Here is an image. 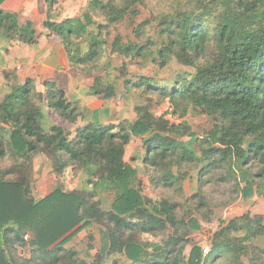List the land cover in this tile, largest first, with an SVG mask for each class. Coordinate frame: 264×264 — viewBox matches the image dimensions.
Instances as JSON below:
<instances>
[{"label": "trees", "instance_id": "trees-1", "mask_svg": "<svg viewBox=\"0 0 264 264\" xmlns=\"http://www.w3.org/2000/svg\"><path fill=\"white\" fill-rule=\"evenodd\" d=\"M5 1L0 0V6ZM57 1L45 3L42 26L47 38L57 37L68 64L92 76L102 56L98 29L103 27L98 24L96 33L89 32L94 24L89 14L54 21L51 10ZM147 3L96 0L89 3L88 10L107 14L117 23L131 6L148 8ZM169 5L170 12L161 16L160 43H120L116 39L112 50L124 60L140 58L165 67L174 59L193 69L191 75H180L171 84L140 77L131 87L125 81L124 87L127 92L143 88L145 94L168 99L173 115L180 112L182 116L190 108L214 116L216 124L196 139L199 155L170 135L194 136L185 124L155 117L148 105L134 108V123L86 125L70 138V126L81 116L80 107L68 100L56 81L44 82L43 94L36 91L31 79L9 86L0 103V163L11 161L9 168L0 169V264H105L100 254L89 263L65 248L77 232L90 225L104 228L108 241L105 257L117 256L111 264H119L122 257L130 264H215L222 257L228 264H238L241 256L247 258V264H260L264 249L252 242L264 238L263 217L245 214L222 222L213 235L210 253L203 256L198 246L186 253V240L200 225L180 214L208 210L202 193L208 180L202 177L212 173L218 174L220 183H233L229 201L255 194L264 197V0H171ZM0 35L8 44L24 48L36 46L39 38L30 22L20 26L16 14L3 10ZM9 72H3L5 80ZM101 84L94 77L89 94L98 100L112 98V85ZM42 103L64 128L37 124ZM133 137H145L142 163L152 172V186L168 189L174 199L150 208V201L131 184L137 173L123 157ZM38 155L50 162L61 182L67 172L75 176L85 167H93V177L106 180L116 191L110 209L100 208L94 192L68 191L62 183L43 198L34 199L27 174ZM198 163L202 165L198 190L183 203L182 184L187 176L182 168ZM160 234L165 235L158 242L141 240L143 235ZM24 249L29 250L25 259L19 252Z\"/></svg>", "mask_w": 264, "mask_h": 264}, {"label": "rangeland", "instance_id": "rangeland-1", "mask_svg": "<svg viewBox=\"0 0 264 264\" xmlns=\"http://www.w3.org/2000/svg\"><path fill=\"white\" fill-rule=\"evenodd\" d=\"M96 0H58L52 7L51 18L60 22L67 18H82L85 14H89L93 25L89 26V32L96 33V25L102 26L103 28L98 29V37L103 41L102 45V56L97 62V69L93 71L90 76L88 72H84L82 69L71 66L67 63L66 77L72 80L71 83L79 84L82 82L83 85L90 83L93 85V78L99 77L102 80L104 87L106 85H112L115 89V95L105 100L107 104L104 105L108 108L107 123L117 125L120 122L128 121L134 123L136 120L134 108L136 106L148 105L151 112L155 117H164L170 124H185L189 128V134L194 136H177L170 134L177 140L181 141L183 145L195 151L198 154V148L196 145V139L201 138L206 132L210 131L214 124H216V118L211 115L201 114L198 111L188 109L182 116L180 112L173 115V106L169 103V100L162 99L157 95H149L143 92V88L136 89L132 88L129 92L125 91L124 83L129 82V87L132 83L136 82L140 77L151 78L158 84H171L175 78L180 75H191L193 69L190 67L179 64L176 60L172 59L165 67H160L150 60H141L140 58L126 59L124 60L117 53L112 50V45L116 39H120V43L134 42L137 44L146 43L151 41L154 43H160L162 40V26L161 16L164 13H169L171 7L169 2L171 0H148V8L140 5H133L126 10L125 16L117 23L111 22L107 14H92L88 10L90 2ZM105 3L108 0H97ZM12 3H34V27H39L43 35L47 37V31L43 29V22L46 19L47 3L46 0H12ZM39 16H38V14ZM33 15V16H34ZM22 23L23 20L21 19ZM36 33H37V31ZM44 31V32H43ZM49 42L53 44L54 41L60 43L57 37L48 38ZM51 40V41H50ZM62 46V45H61ZM82 49L86 50V44H82ZM61 65H57V70H62ZM65 69V68H64ZM63 69V70H64ZM14 73V71H12ZM9 72L8 80H16L13 77V73ZM62 74V77H65ZM57 82L61 81L60 76L56 77ZM9 89V88H8ZM75 93V92H74ZM85 92H83L84 94ZM83 116L89 117L90 109H84ZM86 112V113H85ZM85 118V117H84ZM105 116H101L100 120L104 123ZM73 136V130L71 129V136ZM145 138V137H144ZM133 137L125 148L124 161L135 168L137 171V178L134 180V187L141 193V195L150 201L151 205L158 203L167 198L174 199L173 193L168 189L154 188L150 181V175L152 172L147 171L144 166L140 165V156L145 153L143 147V139ZM36 168L33 165L27 174L29 187L31 190L32 197L36 200L49 194L55 187L60 186V183L64 185L63 188L68 191L77 192H94L96 194V201H98L100 208L104 211L110 209V204L113 200V196L116 195L115 190L111 187L109 192L105 188L100 187L99 181L96 180L91 172L82 169L75 176L71 173H66L65 179L61 182V177H56L52 167H45L43 163L37 162ZM49 164V163H47ZM11 161H4L0 163L1 171L9 168ZM202 165L200 163L195 165H186L182 168V174L187 176L182 184V202L185 203L186 199L193 196L199 187V179ZM176 171V169H174ZM72 176V177H71ZM218 174L212 173L202 178L208 180L203 187V195L207 200L208 210L202 214L196 212L181 211L185 220L195 219L199 222L200 229L191 232L187 238L186 253H189L192 247L198 246L201 248L203 256L208 255L211 251V242L214 233L219 229L221 223L228 222L233 218L240 217L248 214L251 217L261 216L263 217L262 224L264 225V197L261 195H253L249 199H243L241 197L236 198L234 201H229L232 198V190L234 188L233 183H220L217 180ZM115 193V194H114ZM165 235V234H164ZM164 235L160 234L158 237H152L143 235L141 240L147 242H158ZM76 247H78L79 256L85 259L87 262H91L94 256L100 254L103 256L105 264H111V262L117 258H106L105 252L107 247V238L104 233V228L98 225H90L83 229L81 233L75 238ZM252 245L258 249H264V238L260 237L252 242ZM206 249L207 252L203 253ZM23 259L29 257V250L24 249L19 251ZM226 257H222L215 264H228ZM247 258L241 256L238 264H247ZM261 262H264V256H261ZM260 264H263L261 263ZM119 264H128L127 261L122 257L119 260Z\"/></svg>", "mask_w": 264, "mask_h": 264}, {"label": "crops", "instance_id": "crops-1", "mask_svg": "<svg viewBox=\"0 0 264 264\" xmlns=\"http://www.w3.org/2000/svg\"><path fill=\"white\" fill-rule=\"evenodd\" d=\"M34 5H35L34 3H12V0H6L0 6V10H3L8 13L16 14L18 24L20 26L25 25L27 22H30L34 30L35 29L38 30L39 27L38 28L34 27L33 24L34 23L33 19H35V15H34L35 9H33ZM21 19L23 20L22 23L20 22ZM37 34L39 35L38 44L34 47H29V48L20 47L18 45H10L0 35V103L8 95L9 86L22 85L26 79H31L35 82L36 91L40 94H43L45 90V88L43 87V83L50 81L57 82L56 77L60 76L62 80L60 82L59 81L57 82L59 88L64 89L67 98L70 102H77L80 107V114H81L80 118L78 119L76 125L70 126V129L73 130L74 134L77 129L82 128L86 125H91V124L92 125L99 124L103 126L110 125L106 122L107 121L106 116L108 115L109 110L108 108H106V106L104 107V105L107 104V101L98 100L96 97L91 96L89 94L92 85H90L88 81L84 85L82 82L79 85V84H75L74 81L73 83H71L72 80L68 81V79L70 78L66 77L67 76L66 56L61 44L57 42L54 43V41H51L54 39V37L53 39L51 38L50 40L51 42H53V44H51L49 42V39L45 35H43L41 30H38ZM61 64H63L62 70L59 69L57 70V68L55 67ZM8 71H14L16 80L4 79L3 72H8ZM62 74L66 76L63 78ZM83 92L85 93L83 94ZM87 108L90 109L89 117L83 116V111H85L84 109ZM101 116H105L106 118L104 120V123H100L102 122V120H100ZM37 124L43 128L52 124L62 126L63 128L65 127V124L61 123V121L57 119L54 112L49 110L46 107L45 103L41 104L40 113L37 118ZM74 134L72 138L74 137ZM144 155L145 153H143V155L140 156V160H139V162H141L140 165L142 166H143L142 161ZM38 161L39 163H43L45 167H52L50 162L44 156L38 155L32 161L33 168L39 166V164L37 165ZM85 168L86 170L91 172V175L94 174L95 169L93 167H85ZM136 178L137 176L135 177V179ZM134 180L131 182L133 186L135 185ZM99 182H100L99 183L100 187L105 188V190L109 192V190L111 189L110 184L106 180H100ZM114 198L115 195L113 196V200L110 206L112 205ZM81 231L77 232L65 246L67 250L74 251L77 253V255H79L77 251L78 247H76L77 241L74 242V240L79 235V233H81ZM107 246H108V241H107ZM125 261L127 260L125 259ZM127 262L128 264H130L129 261Z\"/></svg>", "mask_w": 264, "mask_h": 264}, {"label": "built area", "instance_id": "built-area-1", "mask_svg": "<svg viewBox=\"0 0 264 264\" xmlns=\"http://www.w3.org/2000/svg\"><path fill=\"white\" fill-rule=\"evenodd\" d=\"M206 252H207V250H206V249H204V250H203V253H206Z\"/></svg>", "mask_w": 264, "mask_h": 264}]
</instances>
